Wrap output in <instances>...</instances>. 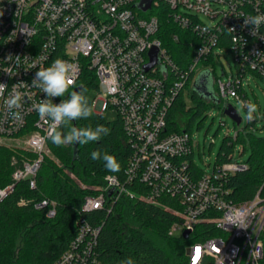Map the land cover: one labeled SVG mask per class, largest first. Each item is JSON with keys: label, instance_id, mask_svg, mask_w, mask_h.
<instances>
[{"label": "built area", "instance_id": "obj_1", "mask_svg": "<svg viewBox=\"0 0 264 264\" xmlns=\"http://www.w3.org/2000/svg\"><path fill=\"white\" fill-rule=\"evenodd\" d=\"M140 2L0 0V83L7 85L0 90V145L8 144L6 139L23 141L21 151L11 158V181L0 188V201L23 180L37 187L42 164L51 152L49 140L58 129L34 110L47 97L31 82L37 71L60 58L74 65L69 92L80 87L86 71L95 73L98 95L93 105L96 100L101 105L99 110L93 108L101 113L108 108L116 111L132 151L123 178L107 174L97 192L84 198L75 236L50 264H99L103 223L91 222L85 213L97 209L110 213L122 198L159 203L164 196L179 205L169 208L179 217L170 235L186 230L191 235L199 225L208 226V237L188 245L187 264H261L264 195L260 189L253 198L236 202L226 185L227 177L246 164L232 160L215 163L211 172L200 171L190 159L195 149L192 134L167 131V117L199 66L219 47L232 52L237 67L228 82L218 80L220 96L246 101L237 86L244 87L248 72L264 79V24L253 35L252 26H244L243 21L264 14V0H152L146 11ZM162 5L169 7L172 22L199 42L186 69L177 65L157 36L160 21L153 10ZM200 13L218 21L207 24ZM153 47L158 48V62L146 70ZM14 86L24 94L18 120L8 114L4 103ZM65 98L67 93L53 102ZM138 183L146 187L144 192L132 188ZM30 202L20 198L18 204ZM34 205L47 207L50 217L57 213L55 200L44 198Z\"/></svg>", "mask_w": 264, "mask_h": 264}, {"label": "trees", "instance_id": "obj_2", "mask_svg": "<svg viewBox=\"0 0 264 264\" xmlns=\"http://www.w3.org/2000/svg\"><path fill=\"white\" fill-rule=\"evenodd\" d=\"M153 12L160 21L157 36L177 65L186 69L193 61L199 43L197 37L172 22L166 5ZM175 35L178 39H175ZM212 57L213 54L208 60ZM210 75L212 72L209 69L201 75L204 79L202 90L193 87V106H187L184 90L179 93L168 113L167 131L191 133L195 118L203 116L212 106L221 107V96L209 87ZM213 81L215 84L216 80ZM190 83L191 80L186 87ZM93 88L98 91L97 77L92 71H86L79 91L86 89L85 95L92 107L94 97H90L89 93ZM237 91L249 102L244 87L237 86ZM254 115L255 119L248 120L245 127L238 129L234 136L225 137L217 156L216 163L232 161L239 143L242 146L241 153H248L244 161L246 168L227 177L226 185L230 189L228 195L236 202L253 198L260 189L264 195V134L257 132L258 117L256 113ZM73 125H104L110 129V134L86 145L58 147L49 140L51 152L58 156L59 162L46 156L36 188H31L29 181L23 180L8 197L0 201V264H50L75 236V221L80 215L84 198L97 192L96 188L103 183L107 174L115 173L123 178L132 149L120 118L117 116L116 120H108L104 113L96 112L93 108L90 118L73 121ZM58 130L64 131L63 128ZM93 151H107L115 156L120 170L107 171L102 160L91 159ZM15 153L17 151L0 145V188L11 181L14 169L11 158ZM193 157L194 153L190 159L193 160ZM132 188L138 193L146 190L139 183ZM20 198L32 202L19 205ZM44 198L57 202L55 216L48 215L47 207H35L34 203ZM173 206L179 207L174 199L167 196L162 197L159 203L147 202L138 197L122 198L110 213L103 209L85 213L91 222L103 223L98 243L99 264H120V261L129 257L134 260V264H187L188 245L194 240L208 237L205 231L208 226L199 225L188 238L170 235V227L179 220L169 209ZM18 238H21L20 245L17 244ZM261 238L264 246V229ZM261 264H264V256Z\"/></svg>", "mask_w": 264, "mask_h": 264}, {"label": "clouds", "instance_id": "obj_3", "mask_svg": "<svg viewBox=\"0 0 264 264\" xmlns=\"http://www.w3.org/2000/svg\"><path fill=\"white\" fill-rule=\"evenodd\" d=\"M262 24H264V14L249 15L243 21L244 26H252L253 35H255ZM231 30L234 31V29ZM73 72V64L57 58L49 67L37 71L31 82L33 87L42 89L47 97L34 105V110L38 113L40 119L50 121L53 127L57 129H64V131H55L51 136L52 142L58 147L76 144L86 145L89 142L99 141L102 137L110 134V129L104 125L95 127L90 125L87 127H76L73 125V121L88 119L93 115V107L85 95L86 89L69 92V88L73 84ZM6 87V84L0 83V90ZM66 93L68 98L61 99L59 103L53 102V98L65 97ZM23 95L19 91L18 86H14L9 97L4 101L7 112L13 119L18 120L22 117L21 101ZM240 104L241 108L247 109V119L249 121L254 120L257 106L246 101H240ZM91 159L102 160L105 169L109 172H118L120 170V164L116 157L107 151L103 153L93 151ZM120 264H134V260L129 257L120 261Z\"/></svg>", "mask_w": 264, "mask_h": 264}, {"label": "rangeland", "instance_id": "obj_4", "mask_svg": "<svg viewBox=\"0 0 264 264\" xmlns=\"http://www.w3.org/2000/svg\"><path fill=\"white\" fill-rule=\"evenodd\" d=\"M198 16L201 21L207 24H212L218 21V18L211 19L202 13H200ZM219 53L221 54V57ZM205 63H207V66H205L206 64H201L190 85L184 89L187 106L194 105V101L191 98L194 84L207 69L211 70L213 75H210L208 78L209 87L216 93H219V79H222L224 82H228L229 77H233L237 74V67L232 52L229 50H222L221 47L216 49L214 51L213 57L207 60ZM214 79L216 80L215 84L213 81ZM243 84L244 89L248 93L247 101L257 106V132L259 134H264V79L255 73L248 72L247 76L243 80ZM89 95L90 97H95L98 95L97 89H91ZM227 104L233 105L236 108L238 114L242 117L240 124H237L236 121L232 119V117L224 112L225 106ZM100 105L101 103L99 102L97 104L96 100L93 106L95 109L99 110ZM246 113L247 109L241 108L240 100L236 97L230 96L228 98H222L221 107L212 106L204 112L203 116L195 118L191 134L195 142L193 158L194 162L199 168L208 172L213 170L217 161L220 146L222 145L225 137L228 135L234 136L238 129L245 127L247 124L248 119ZM104 114L105 117L111 121L116 120L117 118L116 111L112 110L111 108H108ZM4 141V143H8L4 146H7L15 151H21L23 146L22 140L6 139ZM241 151L242 146L239 143L235 147L233 161L244 162L246 160L248 153H241ZM48 156L54 158L57 163L59 162L58 156L53 152H50V155ZM175 234L176 236H180L181 232L178 231ZM20 243L21 238H18L17 244L20 245Z\"/></svg>", "mask_w": 264, "mask_h": 264}, {"label": "water", "instance_id": "obj_5", "mask_svg": "<svg viewBox=\"0 0 264 264\" xmlns=\"http://www.w3.org/2000/svg\"><path fill=\"white\" fill-rule=\"evenodd\" d=\"M151 3H152V0H141L139 6L143 11H146L147 9L151 7ZM149 57H150V62L145 66L146 70H149L158 62V48L157 47H153L149 51ZM203 87H204V79L200 76L199 80L196 81L194 88L198 90H202ZM79 89L80 87H76L74 91H79ZM96 112H99V111H96ZM224 112L228 114L230 117H232V119H234V121H236L237 124L241 123L242 117L238 114L236 108L233 105L228 104L227 107L224 109ZM189 235H190V231L188 230L184 231V233L182 234L184 238H188Z\"/></svg>", "mask_w": 264, "mask_h": 264}]
</instances>
